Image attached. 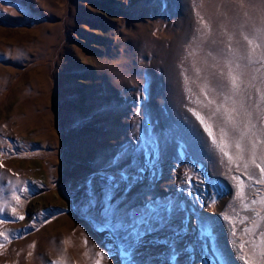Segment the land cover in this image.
<instances>
[{
  "label": "rangeland",
  "instance_id": "obj_1",
  "mask_svg": "<svg viewBox=\"0 0 264 264\" xmlns=\"http://www.w3.org/2000/svg\"><path fill=\"white\" fill-rule=\"evenodd\" d=\"M196 12L211 18L213 39L223 41L209 45L197 61L208 50L215 56L225 48L222 31L234 34L233 46L243 51L240 32L251 34L252 25L260 24L247 3L241 7L228 0H204L199 8L193 0H0V207L6 206L0 213V264H42L43 257V264H71L76 257L80 264H93L98 257L86 252H105L102 264H125L117 252L118 225L105 219L104 194L99 181L92 182L102 169L116 173L110 162L124 151L146 169L143 181L126 196L131 207L139 206L146 193L159 206L183 205L175 209L172 223L180 227L183 221L188 228L180 247L192 244L196 250L194 259L185 253L178 264H245L236 245L258 236H245L243 229L251 225L239 218H259L243 209L240 181L243 203L261 209L252 201L264 196V185L256 183L264 174L251 166L250 180L243 161L237 170L212 149L189 111H207L194 102L181 75L187 68L196 79L192 58L180 66L200 27ZM206 58L207 64H199L200 77L213 80L223 61ZM217 62L219 68L213 67ZM188 86L199 93L196 84ZM248 91L251 102L257 101L255 89ZM93 190L96 206L89 208ZM121 199L113 204L123 208ZM47 210L57 213L46 222L27 220L30 213ZM19 216L23 226H43L20 241L11 235L22 222L17 223ZM201 223L211 228L210 240L201 236ZM155 235L164 240L172 233L164 229ZM167 252L163 244L149 246L135 259L160 264Z\"/></svg>",
  "mask_w": 264,
  "mask_h": 264
},
{
  "label": "snow or ice",
  "instance_id": "obj_2",
  "mask_svg": "<svg viewBox=\"0 0 264 264\" xmlns=\"http://www.w3.org/2000/svg\"><path fill=\"white\" fill-rule=\"evenodd\" d=\"M230 3H237L241 7L245 3L249 7L258 12L259 26L252 25L251 34L240 32V37L246 42V47L241 51L240 48L233 46L234 34L222 31L220 34L226 36L227 43L225 48L218 49L216 55H213L211 50H208L206 56H212L215 60L220 56L223 61V69L219 73H213V80L207 77L201 79L200 73L203 69L199 66L200 63L207 64L206 56H202L199 61L196 57L208 49L209 45H216L223 41L213 39L214 30L211 18L205 19L199 12H196L200 27L196 28L192 40L186 45V55L181 58L180 66L182 67L185 61L192 58V70L196 74V79L193 80L186 73L187 68L182 67L181 75L184 77L185 88L195 96V103L200 109H206L205 114L197 109H189L203 126L204 132L211 139V148L218 151L223 157H226L230 164H234L237 170H241V161H243V171L251 180L253 179L248 169L255 166L264 174V0H228ZM195 7H203L204 0L196 3L193 0ZM248 16V13H244ZM251 19V17H249ZM223 28L224 26L221 25ZM236 43H239L237 41ZM259 65V67L251 68L250 66ZM213 67L219 68V62ZM258 74V75H257ZM197 80L200 82L197 83ZM258 81V83H257ZM189 83L196 84L199 93H194ZM249 89H255L258 94V100L251 102V94ZM253 110L257 113L255 119ZM259 122V126L258 123ZM194 135L197 133L193 132ZM203 143V142H202ZM128 160L129 163L124 167H120V163ZM113 167L117 168L116 173H109L106 170H101L96 177H93V183L99 181L100 187L104 194L103 199V215L106 220L116 221L117 230V252L125 261V264H138L135 257L141 248L155 247L165 245L168 249L167 255L160 264H178L179 257L185 253L188 254V259H194L195 246L185 244L180 247L188 234V228L181 221L180 227L173 225L172 218L177 207L182 209V203L176 205L175 202L169 201L166 205L159 206V201H156L151 194H144L142 203L133 208L126 202L127 194L132 192L136 185L143 181L145 168L138 166L136 157H130L128 151H124L114 157L110 162ZM155 172H152V178H155ZM239 180V177H234ZM256 183L264 185V177L257 179ZM239 196L242 201L244 210H250L256 214L259 220H250L249 218H239V223L243 224L245 220H249L250 227L243 229L245 236L256 234L258 239L244 240L241 238L236 245L241 253V259L245 260V264H264V230L260 229L261 222H264V196L258 201L253 200L252 204L261 205V209L250 208L249 204L243 203L244 200V183L240 181ZM95 191L89 197L88 207L94 208L96 201L94 199ZM121 199V204L125 206L121 208L119 205H114L113 201ZM137 198L140 194H136ZM18 200L19 198L16 197ZM161 207L163 211H161ZM4 207H0V213L5 212ZM15 213L16 209H12ZM18 219H24L19 216ZM2 222V221H0ZM198 230L201 236H207L209 240L212 237V230L206 224H198ZM168 229L172 233L170 238L160 240L155 234ZM234 236L236 232L232 233ZM4 236V233H0ZM7 239V237H5ZM87 246V240H85ZM250 245V247H246ZM3 245H0L2 247ZM215 253V248L212 249ZM86 256L98 257L94 259L93 264H102V261L107 258L105 252L85 253ZM219 259V257H217ZM53 264H62L61 261H54ZM140 264H154L149 259Z\"/></svg>",
  "mask_w": 264,
  "mask_h": 264
},
{
  "label": "crops",
  "instance_id": "obj_3",
  "mask_svg": "<svg viewBox=\"0 0 264 264\" xmlns=\"http://www.w3.org/2000/svg\"><path fill=\"white\" fill-rule=\"evenodd\" d=\"M27 184H28V182L26 181L25 182V185L26 186L25 187H22L24 190H26ZM34 186H35V184H34ZM34 186L32 187L31 182H29V188L32 187V189H35ZM29 194H30V192L28 193V195ZM24 195H26V196H24ZM22 196L24 197V199L27 198V194L26 193L25 194L23 193ZM32 205H34L33 207H36L35 205H37V204H35V203L32 202ZM56 207H58V205H56ZM56 207L53 209V211L56 210L57 212H59L60 209L59 208H56ZM53 211L52 212L51 211H48V212H46V211H43L42 212L41 211L40 215L38 213L31 215V213H30V217L27 220L30 221V222H46L47 220H50L51 218H53L55 216V214L57 213V212L55 213ZM28 213L29 212L26 211V214H28ZM17 220H18L17 223L20 222V219L17 218ZM20 223L21 224H19L17 230H15V232L13 234H11L13 237L15 236V238L18 239V240H20V241L23 240V239H25V238L30 237L33 233L38 232V230L43 226V225H41V223H37V224L36 223H32V224L29 223V224H27L25 226L22 225L23 221L20 222ZM106 233H108V231H106L105 234ZM63 249H64V246H63ZM72 259L73 260L71 261V264H80L77 257L76 258H72ZM45 260H47V258L43 257L42 260H41L42 264L45 262ZM54 261L55 260H51L48 263L49 264H53Z\"/></svg>",
  "mask_w": 264,
  "mask_h": 264
}]
</instances>
